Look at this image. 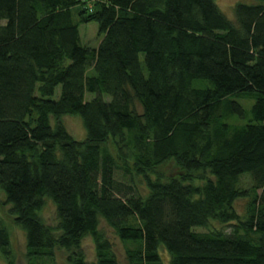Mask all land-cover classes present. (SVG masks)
<instances>
[{"label": "trees", "instance_id": "obj_1", "mask_svg": "<svg viewBox=\"0 0 264 264\" xmlns=\"http://www.w3.org/2000/svg\"><path fill=\"white\" fill-rule=\"evenodd\" d=\"M256 1L235 4L230 20L215 0H0V192L24 233L26 264H60L57 250L65 264H88L87 237L91 264H119L101 222L127 264H264ZM91 22L96 49L80 44L78 27ZM71 115L83 141L62 122ZM168 161L185 174L157 175ZM46 200L54 227L41 217ZM0 256L14 264L1 220Z\"/></svg>", "mask_w": 264, "mask_h": 264}, {"label": "rangeland", "instance_id": "obj_2", "mask_svg": "<svg viewBox=\"0 0 264 264\" xmlns=\"http://www.w3.org/2000/svg\"><path fill=\"white\" fill-rule=\"evenodd\" d=\"M217 7L220 11L230 20H233V7L237 3H243L246 5H255L257 4L256 0H215ZM80 44L91 49H96L101 41V37L98 35V25L96 23H88L81 24L78 27ZM93 70H88V75H93ZM61 92V86L56 87L54 96L52 97L54 100L59 98ZM94 95L88 94V100H90ZM107 100L109 98H106ZM241 104H243L246 108H250L252 101L249 100H238ZM62 122L68 131V133L77 141H83L85 139L86 133L85 129L82 125V121L78 116H64L62 118ZM109 147L114 156H116V150L112 145L111 141L109 142ZM155 173L161 177H174L178 175H184V172H180L179 169L175 166L173 161H168L162 166L158 167L155 170ZM205 174H191L192 179L200 180L203 178ZM197 181V182H198ZM242 185L244 188L249 186V180L243 179ZM141 187V185H138ZM4 195L0 192V220L7 226L8 231L10 233V239L12 244V251L14 253V264H26L25 257V236L23 231L14 223V219L9 215V206L4 202ZM245 200H237L234 208L239 215H243L245 210ZM41 217L45 224L50 227L55 226V208L51 201L46 200V204L41 212ZM212 228L216 230H223L225 232H229L228 226L220 225L217 223H212ZM100 229L105 232V234L112 240L114 244V250L116 254V258L119 264H127L126 256H125V245L115 238L113 235V231L109 229L104 222L100 223ZM205 231V230H202ZM82 250L85 256V259L88 264H91L95 261V246L92 240L87 237L83 240ZM161 254V250H160ZM57 261L60 264H65V253L63 251H56ZM164 256L166 254L164 253ZM0 264H6L4 259L0 256Z\"/></svg>", "mask_w": 264, "mask_h": 264}]
</instances>
